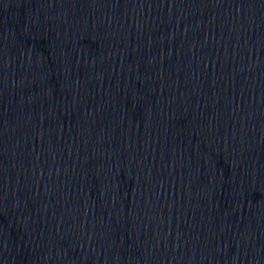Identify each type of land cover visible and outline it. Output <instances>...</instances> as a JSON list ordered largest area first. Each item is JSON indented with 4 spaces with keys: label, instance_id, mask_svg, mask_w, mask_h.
<instances>
[{
    "label": "water",
    "instance_id": "water-1",
    "mask_svg": "<svg viewBox=\"0 0 264 264\" xmlns=\"http://www.w3.org/2000/svg\"><path fill=\"white\" fill-rule=\"evenodd\" d=\"M0 264H264V0H22Z\"/></svg>",
    "mask_w": 264,
    "mask_h": 264
}]
</instances>
